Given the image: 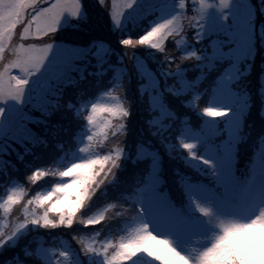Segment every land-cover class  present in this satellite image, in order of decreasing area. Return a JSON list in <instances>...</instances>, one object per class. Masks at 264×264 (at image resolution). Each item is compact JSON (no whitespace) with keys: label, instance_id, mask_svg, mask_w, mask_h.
Returning <instances> with one entry per match:
<instances>
[{"label":"snow or ice","instance_id":"obj_1","mask_svg":"<svg viewBox=\"0 0 264 264\" xmlns=\"http://www.w3.org/2000/svg\"><path fill=\"white\" fill-rule=\"evenodd\" d=\"M93 6L119 48L73 43ZM261 222L264 0H0V264H241Z\"/></svg>","mask_w":264,"mask_h":264},{"label":"rangeland","instance_id":"obj_2","mask_svg":"<svg viewBox=\"0 0 264 264\" xmlns=\"http://www.w3.org/2000/svg\"><path fill=\"white\" fill-rule=\"evenodd\" d=\"M209 2L219 4V0H209ZM253 2H255V0H253ZM106 3L109 5V8H110L111 0H106ZM189 3H191V0H189ZM91 16H92L91 23L85 25L82 30L76 32V34L72 38L73 43L80 44V45H86L92 39L97 38V39L110 40V42L113 44V47L119 48V45L116 43L115 38L112 36V34L110 33V30H109L111 21H110V16H109L108 12L105 11L103 8L97 9V7L93 6L92 10H91ZM192 31L193 30H191V29L189 30L190 35H191ZM211 39H216V37L212 36ZM205 43H207V41H205ZM120 50L123 51V49H120ZM129 51H131V49H129ZM140 51H143V50H140ZM125 62L128 63L127 59H125ZM149 63H150L151 67H153V68L155 67L154 64H151V62H149ZM130 72L132 73L131 65H129V73ZM133 78H134V74H132V77L130 79V83H132V84L134 83ZM251 79L253 80V82H255L254 76H252ZM137 87H138V84H137ZM129 97L131 98V100H135V102L130 103L131 115L129 116L128 120L130 121V124H135V123L141 124V122H140L141 117H139V116H140V113L143 112V108L141 109L140 105L137 103V101L138 100L140 101L141 99L137 96L136 92L131 94ZM100 101L101 102H108V98L101 96ZM33 113H34V111L31 114H33ZM190 116H191V120H193V116L192 115H190ZM206 118L207 119H216V118L222 119V117H216V118L206 117ZM29 123H31V122H29ZM246 150L243 151V154L246 153ZM40 183L43 184L44 181L41 180ZM70 231H66V232L69 233ZM62 240L68 241L66 238H63L60 240V242L57 244V246L61 245Z\"/></svg>","mask_w":264,"mask_h":264},{"label":"trees","instance_id":"obj_3","mask_svg":"<svg viewBox=\"0 0 264 264\" xmlns=\"http://www.w3.org/2000/svg\"><path fill=\"white\" fill-rule=\"evenodd\" d=\"M258 59H259V58H258ZM112 60H113V62H115L116 57L113 56V57H112ZM125 63H126V62H125ZM129 65H130V64H129ZM129 74H130V79H131V77H132V73L130 72ZM195 75H196L195 72H189V73H188V77H189V78H192V77H194ZM253 76L255 77V71H254V73H253ZM89 79H92V78H89ZM133 80H134V83H133V84L129 82L128 91H127V95H128V96H130L131 94H133V93H135V92L137 93L138 79H137V76H136V75H134ZM95 91H96V89L93 88V89L91 90L90 94H92V93L95 92ZM146 99H147V98L145 97V102H143V103L141 102V100H140V101H139V100L137 101V103L140 105L141 109L143 108V112H141V113H140V116H139V117H141V121H140L141 124H138V123L130 124V127H131V129H132V135L129 137V139H134L135 136H136V134L139 133V131H140L142 125H143V119H144V117L147 115V113H146V111H145V109H146V107H147ZM169 99H170V102L172 103L173 107H175L179 113H182V114H183V113H185V112H188L189 115H192V116H193V120H191L192 123H193L194 125L199 123V117H198L195 113H192V112H190L188 109H185V108L181 107V106H180L175 100H172L171 98H169ZM205 99H206V98H205ZM133 102H135V100H131V103H133ZM200 103H201V105H203L204 100H201ZM32 115H33V116H39L40 113L34 111V113H33ZM205 119H207V118L205 117ZM216 120H220V119L216 118ZM27 128H28V129H31L32 132L37 133V134L40 135V136H44V135H45V129H44V126H43V125H37V124H35V123H29V124L27 125ZM22 134H23V133H22ZM49 139H51V136H49ZM15 147H16L18 150H20L21 152H23V149L20 147V145L17 144V145H15ZM245 150H246V148L242 150V152H241V154H240V156H239V159H238V163H237V164H239V165H241V166H242V162H243V161H244V165H245V162H246L247 156L250 155V152H249L248 150H246V153L243 154V151H245ZM38 151H39V150H38ZM12 159H13V161H14L15 163H17L18 167L21 168V174H22L23 171H24V169H23V165H20V163H19L18 161H15V157H14V156L12 157ZM28 159L31 160L32 158H31V157H28ZM34 163H43V162H42V161H34ZM189 171H190V170H189ZM191 175H192V177H193L194 180L206 179V178H204V177L199 176V175L196 174L195 172H191ZM40 182H41V181H40ZM24 183L27 185V180H26V179L24 180ZM28 186H29L30 188H31V187H34V186H32V185H28ZM66 231H70V230H69V229H57V230H54V232H56V233H58V234H59V233H63L62 236H59V235H58V236H56L55 238H53V237H48V236L44 235V230H41V233H42V238L46 241V243H47L48 245H56V246H57V244L60 242L61 239L66 238V239L71 243L72 247H78V245L76 244V242H75L74 240H72V238L68 235V233H67Z\"/></svg>","mask_w":264,"mask_h":264},{"label":"clouds","instance_id":"obj_4","mask_svg":"<svg viewBox=\"0 0 264 264\" xmlns=\"http://www.w3.org/2000/svg\"><path fill=\"white\" fill-rule=\"evenodd\" d=\"M240 231H250L255 237L250 255L241 264H264V222Z\"/></svg>","mask_w":264,"mask_h":264}]
</instances>
